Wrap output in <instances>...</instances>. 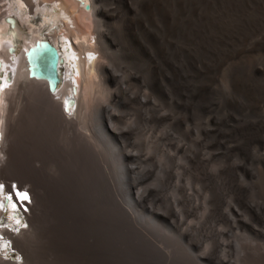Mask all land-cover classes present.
Wrapping results in <instances>:
<instances>
[{
	"label": "bare ground",
	"instance_id": "bare-ground-1",
	"mask_svg": "<svg viewBox=\"0 0 264 264\" xmlns=\"http://www.w3.org/2000/svg\"><path fill=\"white\" fill-rule=\"evenodd\" d=\"M83 1L85 4L90 5V11H86L83 4L76 0H0V62L2 64L0 73V252L2 255H0V264H31L34 261V241L30 237L31 235L29 236L31 231L28 232L26 230L27 227L40 230L48 238L47 242L50 251L56 256L61 259H77L79 262L83 259L88 264H121L120 261L123 256L111 238L119 237L120 240H126V238L131 236L137 237L143 245L141 248L151 249L148 247L152 245L151 243L148 244L149 241L145 239L143 233L145 231L146 234H144L149 236L148 234L153 232L145 226L142 228V233L141 229H133L127 221H130V219L134 220L136 217L144 221V214L147 212V216H154L156 221L169 225L171 217L175 214L173 206L178 205L180 202L177 197L173 201L171 199L166 201L168 196L167 187L170 186V175L173 177V169L171 168L178 156L187 159V165L190 170L199 172L206 176L208 180L217 179V181H220L221 183H218V187L223 191L231 183L230 179L223 177V173L228 167L226 165L223 168L220 167L222 169L217 175L208 171L209 160L212 157L215 158L221 154L231 155V153L238 151L240 156H242L241 162H235L238 169L242 168H239L241 165H246L248 160H256L262 169L261 173H264V110L256 111L253 115L242 116L239 107L235 104V95L233 94V97H230L232 102L228 106L227 111L222 116L211 113L207 119L205 118L206 121L204 127H202L204 133L218 135L217 139H219L220 148H217V150L213 149L215 150V152L213 151L214 153L204 154L203 152V154H200L199 150L197 151L199 153L193 151V149L191 150L192 147H188L187 142L178 140L173 128L157 129V126H162L168 121L178 123L181 119V117L179 119L175 111L176 114L174 112L171 113L169 109H167L169 111L165 109L163 87L161 86V88L154 83L149 93L134 88L130 81L139 78L140 70L133 68L134 72L130 73L131 71H129V74L125 75L123 67L116 66L112 62L113 54H116V52L113 53V48L122 43L126 46V59L128 61L132 60V52L135 47L143 50V45L140 44V41H143L148 47L154 45L160 51V58L165 56L164 50L167 43L164 41L160 45L158 44L159 40L157 42L155 37L160 35V38L165 39V35L168 34L169 18L174 17L173 15L175 14L173 13L177 9L176 19H179V14L181 16L183 13V0ZM247 1L217 0L218 7L214 6L215 9H211V13L199 19L204 31L199 29V27L194 28L193 32L196 38L200 37L198 44L202 62L212 61L213 66H216L220 60L228 59L235 52L231 48L232 39L235 38L236 41L233 45L235 47L239 46L240 50L238 52L245 51V41L240 43V36L249 37L253 35L252 30L258 32V21H264V14L262 13L264 1L261 2L263 5L257 1L258 6L255 9L253 7L249 8L245 3ZM225 3L227 8L223 9L222 5ZM9 18L15 20L17 28H11V24L8 22ZM78 18L83 20L88 18L93 25L94 32L91 33L88 26L82 28L78 24ZM188 19L185 22L191 25V21H188ZM32 20L40 22L35 25ZM175 22L177 21L175 20ZM19 23L27 27L28 30V34H24L22 39H20V36L23 33L21 34L20 32ZM211 30L214 31L213 37L209 35ZM221 30L224 31L222 32ZM94 35L95 44L92 38ZM258 37L261 38L260 36ZM45 39L49 40L58 49L63 59V63L60 65L61 84L54 93L49 91L48 83L45 80L29 77L25 59V52L36 41ZM263 40H259L261 41L260 46H264ZM216 41L217 44L215 43ZM123 44L122 47L124 46ZM233 45L232 47H234ZM10 47L16 48L14 54L9 52ZM206 48H208V51ZM248 57L246 56L245 58L248 59ZM101 60L105 62L101 63ZM249 60L251 61V59ZM186 63L189 64L188 62ZM249 64L251 65V63ZM252 64L253 66L251 65V71H248V74L245 72L246 70L241 72L237 70L238 72L234 73V78L231 77L234 80L232 82L236 86V97L239 91L251 94L253 90L256 91V88H258L260 92H264V61L255 65L254 63ZM126 65L128 66V64ZM230 65L232 64L230 63ZM204 67L206 68L207 66ZM147 71L149 72V69ZM9 77H14L12 87H10L12 79L8 80ZM257 78L262 81L258 83ZM211 80L210 82L214 79ZM206 81L208 83L209 79ZM220 82L215 83L220 85ZM231 84H228V86L230 85L229 87H231ZM143 88L145 89V87ZM214 91H211V93H214ZM10 93L14 94V96L11 95L10 97ZM101 96L105 97L106 101L100 102ZM22 99L23 103L19 104L18 102ZM203 99L201 100L203 101ZM16 100L19 101L16 102ZM70 101H73L72 106L69 105ZM214 101L217 100L215 99ZM254 101L256 100L254 99ZM126 117H129V119L126 120ZM20 127L31 128L36 132L38 139L41 138V142L45 141L46 137L52 132L61 133L64 138V144L61 148L56 146L57 152L61 150L59 157L61 161L48 154L49 147L54 146L51 143L46 144V146L42 145L39 151L37 147L34 149L29 147L20 149L16 145L17 142L15 140L17 137L16 129ZM28 133L30 134V132ZM254 142L255 148L252 147L254 148V154L250 156L248 149ZM140 143H144L147 150L139 149ZM156 145L161 150L165 146L173 148L174 156L171 159L172 165L170 167L167 168L166 164L159 163L153 157L152 151ZM43 149L45 150L43 151ZM135 149H138V151ZM232 160H234L233 157ZM57 162L60 164L58 165ZM255 165L258 166V163ZM156 168L161 169V173L164 174L161 192L159 187L146 184ZM254 169L256 171V168ZM17 180L21 183L18 186L15 182ZM12 182H15V184H10ZM28 183L33 186L30 184L32 187L30 189L31 193L23 187V185ZM13 185H16L20 192H28L26 194L29 195L27 196L28 198L26 200L18 198V192L13 190ZM180 187V185L176 186V189ZM83 191L98 193V196L94 199L96 203H94L95 209L86 216L85 223L88 225L89 231L84 234L80 233L78 228L83 220L81 213L85 214L84 210L82 212L80 210L85 199L81 195V193H84ZM236 191L243 195L246 189L237 187ZM7 194H12L14 200L9 199ZM186 200L191 201L190 192H187L184 196L183 201ZM20 202L33 215L32 218L29 219V213L24 211ZM248 204L251 205V209H255L258 213L262 214L264 212V202ZM121 206H126L128 212L121 211ZM195 206L196 204L193 203L192 207L194 208ZM77 210H80V215ZM216 211L218 210L216 209ZM113 212H117L116 217L113 216ZM229 213L234 214L233 212ZM45 215L46 220L45 218L43 219ZM218 215L223 216L220 212H218ZM7 222L9 223L8 229L2 225ZM184 223V220H182L181 224L183 225ZM151 225L154 226V223ZM166 225L163 226L171 232V229ZM202 226L203 223H192L185 229V233L187 231L188 235H194V233L205 235L215 231L212 226L209 230H202ZM123 228L127 229V234L124 233ZM114 231L117 232L118 237L113 236ZM91 232L94 235L96 234V239L93 243L90 241V238L93 237L90 234ZM220 244L219 248H221ZM11 245L13 249L21 254L23 262L16 261L13 255L10 254L12 252L10 250ZM222 245L224 246L223 243ZM141 248L134 247L135 250L138 249L135 251L138 257L144 252Z\"/></svg>",
	"mask_w": 264,
	"mask_h": 264
},
{
	"label": "rangeland",
	"instance_id": "rangeland-1",
	"mask_svg": "<svg viewBox=\"0 0 264 264\" xmlns=\"http://www.w3.org/2000/svg\"><path fill=\"white\" fill-rule=\"evenodd\" d=\"M8 1H12V0H8ZM176 1H174V2H176ZM216 1L217 0H215V1L203 0V2H202V0H200V1L199 0H183V5H182L184 8L183 13L181 14V16L179 14V17H178L179 19H176L175 16H176V13L178 11V9H177L173 13V14H175V15H173L174 17L169 18V22H168L169 27L167 30L168 34L165 35V39L160 38L161 37L160 35H157L155 37V40L157 42L159 40L158 44L162 45L164 43V41L167 43L165 50H164V52H165L164 55L166 57L162 56L160 58V55H159L160 51H158V49H156L154 45H152L151 47L146 46L143 41H140V44L143 45V50H139L138 47H135L134 51L132 52L133 57H132L131 61H128L126 59L127 50L125 49V47H126L125 44L122 43L124 45L123 47H122V44L117 45L112 50L113 53L116 52V54L115 53L113 54L112 62L116 66L123 67V69H124L123 72L125 73V75L129 74V71H131L130 73L134 72L133 68L134 69L137 68L138 70H140L139 78H135L134 79L135 81L134 80L130 81V84L134 88H137L139 90L141 89L142 91L144 90L146 93H149L150 90L152 89L154 83L160 87L162 86L163 88L162 87L161 88L163 89V92H164L163 100H164V104H165V109L166 110L169 109L171 113H173L175 111L177 113V116L179 117V119L181 117V119L179 120L180 122L174 123L173 121H168L162 126L161 125L159 127L157 126V129L162 130V129H166L168 127L173 128V131L177 134L178 140L185 141V143L187 142L186 144L188 145V147H190V148L192 147L191 150L193 149V151H196V152L199 150L200 154H203V152H204V154H209V152L214 153L215 150H217V148L218 149L220 148L219 139H217L218 135L214 134V133L206 134V133H204V131H202L203 130L202 127H204L205 121L211 115V113H213L214 115H217V116H222L227 111L228 106L231 105V102H232L231 98L233 97V94L235 95V97H234L235 98V104L237 107H239V111L242 114V116H245V115L248 116V114L253 115V113L256 111L259 112L260 110H262V111L264 110V98H263L264 92L263 91L260 92L258 88H256V91L253 90V92L251 94L239 91L237 94V97H238L237 98L236 97V86H235V83L232 82V81H234V80H232L234 78V73L238 72L237 70H239V72L246 70L245 72L248 74V71L249 72L251 71L250 67L253 66L252 63H254V65H255L258 62L264 61V60L262 61V59L264 58L263 57L264 55L262 56V54H264V48H263L264 46L263 45L260 46V42L264 39V30H263L264 29L263 28L264 27V24H263L264 21H262V20L258 21V23H259V29H257L258 32H255L252 30L253 35H251L249 37L248 36H240V38H239L240 43L245 41V51L244 52H238L240 50L239 46L235 47L233 45L236 41V38H235V39H232L233 42H231V43H233L232 45L234 46V47H232V45H231L232 50L235 51L234 54L230 55V57L228 59H225L223 61L220 60L219 61L220 65L218 64L216 66H213L212 61L206 62L207 64L201 61L202 59L200 58V49H199L200 47L198 44L200 41L199 40L200 37H197V38L195 37L193 29L200 27L199 29H202V31H204V28H203L199 19L205 17L208 13H211L210 11L215 9L214 6H216V8L218 7V3ZM257 1H259V3H261L264 0H248L245 3L248 5L249 8L253 7L255 9V7L258 6ZM174 7H175V5H174ZM225 7L227 8L226 3L222 5L223 9ZM262 13L264 14V6H262ZM84 19L85 20L78 18V22H79L78 24L82 28H85V26H88L90 29V32L93 33L94 28H93L91 21L88 18L87 19L84 18ZM187 19H188V21H191V25H189L187 22H185V21H187ZM175 20L177 22H175ZM32 21H34L35 25L40 22L38 20L37 21L32 20ZM248 23H249V21H248ZM18 27L20 29L21 34L23 33V35L20 36V39H22V38H24V34H28V30H27V27H24L21 23L18 24ZM261 30H263V31H261ZM211 31H209V35H211V37H213L214 31L213 30H211ZM46 33L49 34V32H47V31H46ZM256 34H258V35H256ZM253 36H255V37H253ZM258 36H260L261 38H259ZM158 37H159V39H157ZM92 38H93V41L95 44V35ZM257 39H258V41H257ZM259 40H261V41H259ZM215 43L217 44V41ZM250 46H252V48H250ZM119 47L120 48L122 47L121 50ZM237 48H238V50H237ZM257 48H258V50H257ZM123 49H125V50L123 51ZM207 49L208 48H206V50ZM252 49L255 51H253ZM256 50H257V52H256ZM119 51H120V53H119ZM122 54H124V55H122ZM151 54H152V56H151ZM120 55H121V58H120ZM246 56L247 57L250 56V57H248V59H247V58H245ZM253 56L255 57L254 58L255 60L253 59ZM149 58H150V60H149ZM256 58H258V59H256ZM140 59H141V61H140ZM249 59H251V61ZM179 60H181V61H179ZM227 60H229V61H227ZM244 60H246V61H244ZM103 61L104 60H101L100 62L103 63ZM120 61H123V62H120ZM119 62H120V64H119ZM155 62H156V64H155ZM159 62H160V64H159ZM186 62H188L189 64H187ZM241 62H243V63L241 64ZM140 63H141V65H140ZM191 63H193V64H191ZM230 63L233 66L230 65ZM245 63H246V65H245ZM249 63H251L252 66ZM126 64H128L129 68ZM135 64H136V66H135ZM149 64H150V67H149ZM195 64H196V66H195ZM209 64L212 66H210ZM234 64H236L238 67ZM247 64H248V66H247ZM243 65H245V66H243ZM186 66H188V67L190 66L192 68H190V67L188 68ZM204 66H207V67L205 68ZM227 66H229V67L227 68ZM208 67H210L211 69ZM241 67H243V68L246 67V68L243 69ZM147 69H149L150 73L147 71ZM231 69L233 72L230 71ZM191 70H193V71H191ZM126 71H127V73H126ZM183 71H185V72H183ZM207 71H209V72L207 73ZM231 73H233V74H231ZM191 75H193V76L191 77ZM198 75H199V77H198ZM224 75H226V76H224ZM175 77H177V78H175ZM231 77H233V78H231ZM207 78L209 79L208 83L206 81V80H208ZM211 78H212V80L213 79L214 80L212 81ZM10 79H12L11 86H10V87H12L14 84V81H13L14 77H11ZM216 79H218V80H216ZM219 79L221 80L222 83L220 82ZM210 80L212 82H210ZM203 81H205L204 82L205 85H203L204 84ZM257 81L259 83L262 80L260 78H257ZM215 82H218V83L220 82V85L218 83L216 84ZM149 83H151V84L148 85ZM228 84H231L232 86L229 87L230 85L228 86ZM217 85L219 86V88ZM149 86H151V87H149ZM214 86H215V88L216 87L217 88L216 89L213 88ZM143 87H145V89L146 88L147 89L145 90ZM179 89L182 92L177 91ZM195 89H197V91H195ZM213 89L215 91H217L216 94H215V91ZM231 90L233 91V93ZM185 91H186V93H185ZM211 91H214V93L213 92L211 93ZM229 92H230V94H229ZM218 93H219V95H218ZM253 93H254V95H253ZM11 95H12V93H10V97H11ZM101 95H103V94H101ZM242 95H243V97H245L247 99H245V98L242 99L243 98ZM12 96H14V94ZM261 96H262V98H261ZM214 98L218 102L214 101L215 100ZM201 99H203V101ZM254 99L256 101H254ZM257 100H258V102H257ZM261 100H263V101H261ZM18 101L16 100V102H18ZM103 101H106V99H105V97L101 96L100 102H103ZM255 102H256V104H255ZM18 103L19 104L23 103V99L21 101H19ZM206 103H207V105L209 104L208 107H207ZM193 104H195V105H193ZM200 104H202V105H200ZM258 104H260V105H258ZM170 106H171V108L173 107L172 108L173 111L170 108ZM246 106H248V107H246ZM250 106H253V107H250ZM257 106H259V107H257ZM214 107H215V109H213ZM209 109H211V110H209ZM169 110H167V111H169ZM214 111H217V112H214ZM175 112H174V114H176ZM251 115H249V116H251ZM182 118H184V119H182ZM128 119H129V117H126V120H128ZM185 120H187V121H185ZM168 125H170V126H168ZM142 126H143V124H142ZM142 126H141V128H142ZM199 129H200V131H199ZM28 132H30V134ZM16 134H17V137L15 139L17 142L16 145L20 149L24 148V147H29L31 149H34L35 147H37L38 151H39V148L42 145L46 146V144L51 143L54 146L51 145L52 147L51 148L49 147L48 154L52 155V157H54L56 160L61 161V158H59L61 155V150L59 152H57L58 146H59V148H61V146H63V144H64V142H63L64 138L61 135V133L52 132L51 134L48 135V137H46V140L42 141V142L40 141L41 138L38 139L36 132H34L31 128H27V129L23 128V127L17 128ZM58 134H60V135H58ZM214 135H215V137H214ZM203 136H206V137H203ZM196 141H198V142H196ZM56 146H57V148H56ZM252 147L255 148V142H254V144L252 143L251 146H249L248 153L250 154V156H252L254 154V148H252ZM139 149L147 150V147L145 146L144 143H142V144L140 143ZM194 149H196V150H194ZM211 149H212V151H210ZM213 149H215V150H213ZM250 149H251V151H250ZM44 150L45 149H43V151ZM46 150H47V147H46ZM135 150L138 151V149H135ZM162 150L160 149L159 146L156 145L155 149H153V151H152L153 157L155 158L156 161H159V163L161 162L162 164H166V167L168 168L172 165L171 159L174 156L173 155V148L171 146H165ZM252 150H253V152H252ZM199 152H197V153H199ZM246 153H247V150H246ZM226 155H228V156H226ZM219 156H217L215 158L212 157L209 160L210 163L208 164V171H211L214 174L216 173V175H217L220 173L223 166L225 167V165H226L228 167L226 169V171L223 173L224 176L223 175L222 176L224 178L227 177V179H230L231 183L229 184L230 186L226 187V189L224 191L218 187V183H221L220 181H217V179H215V180L209 179L208 180L206 176L200 174L199 172H195L193 170H190L188 165H187V159L185 157L178 156L176 158V161L173 162L174 165L171 168V169H173V171H172L173 177H171V175H170V178H169L170 186L167 187L168 196L166 197V201L170 200V199H171V201H173V199H176V197L180 200L178 205L173 206L175 209L174 216L171 217V220L168 223L169 225H166L164 223L156 221L154 219V216H151V215L147 216V212L145 213L146 215L144 214V221L139 220L136 216H134V217H136L134 220L130 219V221L129 220L127 221V223L133 229H135V230L141 229L142 233H143L142 228L145 226L148 227L149 230H151V232H153V233H149L148 234L149 236L145 235L146 234L145 231H144L145 234L143 233V236L145 237V239H147V241H149L148 244L151 243V245H152V246L148 247V248H151L149 250L146 248L145 249L141 248V247H143V245L140 243V240H138L137 237L134 238L133 236H131L129 238H126V240H120L117 232L114 231L113 236L118 237V238H111V239H112V241H114V244L117 245L116 247L118 248V250H120L119 252H121V254L123 256V259L120 261L121 264H126V263L127 264L128 263L129 264H139V263L140 264H264V212L262 213L263 214L262 215V214L258 213L255 209H251L250 208L251 205L248 204V203L264 202V176H263L264 173L263 172L261 173L262 169L259 167L260 164L256 160H255L256 162L253 160H248L246 165L245 164L241 165L239 168H241V167L242 168L238 169V167H236L237 165H235V162L238 163V162L242 161V159H241L242 156H240L238 151L231 153V155L230 154H221ZM229 156H231L230 157L231 159L229 158ZM226 157H227V159H226ZM232 157L235 161L232 160ZM227 161H229V162L227 163ZM57 163H58V165L60 164L59 162H57ZM257 163H258V166L255 165ZM162 164L160 165V168H161ZM230 165L232 166L234 171L233 170L231 171L232 168ZM52 166L54 167V165H52ZM220 167H222V168H220ZM246 167H248V168H246ZM218 168H220V169H218ZM229 168H231V169H229ZM254 168H256V171H254L255 170ZM249 169L250 170L252 169V170L250 171ZM241 171H242V173H241ZM248 171L251 173H249ZM225 173H226V175H225ZM163 178H164V174L161 173V169L156 168L153 171V175L150 176V178L147 180L146 184H148L150 186L159 187L160 192H161V185H162V179ZM226 181H228V180H226ZM15 182H16L17 186L20 183L18 180ZM15 182H12L10 184H15ZM242 183H244V184H242ZM30 184L31 183L25 184V185H23V187L25 190L27 189L26 191L31 193L30 189L33 186L31 184V186H32L31 187ZM179 185L181 187L179 189H176V186L178 187ZM232 185H233V187H232ZM222 186H223V184H222ZM235 187L236 188L237 187H241V188L244 187V189H246V191L242 195L239 191H236ZM187 192H190V194H191V201H187V200L183 201V198ZM33 195L35 196L34 192H33ZM81 195L85 199L83 200L84 204L82 205V208L80 207L81 208L80 210H81V212L84 210L83 212L85 214L81 213L83 220H82V224H80L78 226V228L80 230V233L84 234L86 231L87 232L89 231V227L85 223L86 216L91 211H93L95 209L94 199L96 198V196H98V193H94V191H89V192L85 191L84 193H81ZM214 198H215V201H214ZM246 202H248V203H246ZM193 203L196 204V206L194 208L192 207ZM216 205H217V207H216ZM121 207H122L121 211L124 210L125 212H128V208L126 206H124V207L121 206ZM113 209L116 210L115 208H113ZM216 209L218 211H216ZM80 210H77L79 215H80ZM86 212H87V214H86ZM155 212L157 213V211H155ZM218 212L222 213L223 216H219ZM229 212H233L235 215L230 214ZM116 214H117V212H113L114 217H116ZM32 216H33L32 214H30V213L28 214L29 219L32 218ZM44 218L46 220V215L43 217V219ZM182 220H184V222H185L183 225L181 224ZM8 222H9V220H8ZM8 222L2 224L3 226H5L4 228L7 227L6 229H8V227H9ZM152 223H154V226L151 225ZM175 223H177L178 225L177 224L174 225ZM192 223L193 224L203 223L202 230H206V229L209 230L210 227L212 226L215 231L213 233H207L206 232L207 234H205V235H203L201 233H199V234L194 233V235H192V234L188 235L187 231L185 233V229H187L188 226L191 225ZM147 224H148V226H147ZM82 225L85 227H83ZM163 225L168 226L171 229V232H170V230L166 229ZM179 225H182V226H179ZM171 226H172V228H171ZM81 228H84V229H81ZM26 230L28 232L31 231L29 233V236L31 235L30 237L34 241L33 249H34L35 258H34V261L31 262V264H88L87 261H84L83 259L80 260V262L77 259H63V258L61 259L60 257L53 254L52 251H50V247L48 246V242H47L48 238L43 233H41L40 230L33 229L32 227L30 229H29V227H27ZM123 230H124L125 234L128 233L126 228H123ZM137 232H140V231H137ZM219 233L222 235H220ZM42 234H43V236H42ZM90 234L93 236L92 238H90V241L93 243L94 240L96 239V234L94 235L93 232H91ZM177 237H179V238H177ZM129 240H131V241H129ZM155 240L157 241V243ZM219 243H221L220 244L221 248L218 247ZM222 243L224 244V246L222 245ZM134 247H140L141 250H143L144 252H142V254L138 257V256H136V253H135V251L138 249L135 250ZM159 247L161 249L163 248L162 249L163 251ZM10 250H12V252H10V254L13 255V258L16 261H22L23 262V258L21 256V254L17 250L13 249L12 245L10 247ZM0 255H2L1 252H0ZM147 255H148V257H147Z\"/></svg>",
	"mask_w": 264,
	"mask_h": 264
},
{
	"label": "water",
	"instance_id": "water-1",
	"mask_svg": "<svg viewBox=\"0 0 264 264\" xmlns=\"http://www.w3.org/2000/svg\"><path fill=\"white\" fill-rule=\"evenodd\" d=\"M83 4L86 11H90V5L85 4L83 0H76ZM8 22L12 25L13 29L17 28L15 20L9 18ZM9 52L14 54L15 47H10ZM25 59L30 78L45 80L48 83L49 91L54 93L58 90L61 84L60 65L63 59L60 56L58 49L47 39L36 41L25 52ZM2 64L0 62V73ZM10 77L8 78V80ZM73 101L69 102L72 106Z\"/></svg>",
	"mask_w": 264,
	"mask_h": 264
},
{
	"label": "built area",
	"instance_id": "built-area-1",
	"mask_svg": "<svg viewBox=\"0 0 264 264\" xmlns=\"http://www.w3.org/2000/svg\"><path fill=\"white\" fill-rule=\"evenodd\" d=\"M2 187H3V186H2ZM13 190L17 191L18 193H25V194H28V192H26V191H22V192H20V189H19L16 185H13ZM7 195H9V194H7ZM16 196H17V195H16ZM27 196H29V195H27ZM9 197L11 198V200H14V198L12 197V194H10ZM16 199H17V198H16ZM20 204H21V206L23 207L24 211L27 212V210H26V206L22 205V202H20Z\"/></svg>",
	"mask_w": 264,
	"mask_h": 264
},
{
	"label": "snow or ice",
	"instance_id": "snow-or-ice-1",
	"mask_svg": "<svg viewBox=\"0 0 264 264\" xmlns=\"http://www.w3.org/2000/svg\"><path fill=\"white\" fill-rule=\"evenodd\" d=\"M17 195H18V198H20V199H25L26 200L28 198L25 193H17ZM9 199H10V197H9Z\"/></svg>",
	"mask_w": 264,
	"mask_h": 264
}]
</instances>
